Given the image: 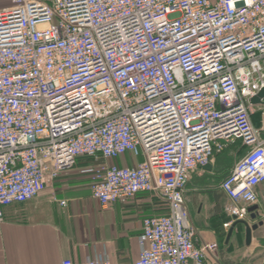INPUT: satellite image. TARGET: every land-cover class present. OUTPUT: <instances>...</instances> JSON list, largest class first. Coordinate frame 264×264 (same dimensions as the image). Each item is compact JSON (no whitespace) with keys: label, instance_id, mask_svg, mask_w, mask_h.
<instances>
[{"label":"built area","instance_id":"2783aa9c","mask_svg":"<svg viewBox=\"0 0 264 264\" xmlns=\"http://www.w3.org/2000/svg\"><path fill=\"white\" fill-rule=\"evenodd\" d=\"M263 87L264 0H12L0 9V222L84 157L102 206L151 193L169 207L144 218L134 264H220L184 191L240 141L223 226L249 220L264 184L250 99ZM127 153L144 159L115 163Z\"/></svg>","mask_w":264,"mask_h":264},{"label":"crops","instance_id":"0c3cea01","mask_svg":"<svg viewBox=\"0 0 264 264\" xmlns=\"http://www.w3.org/2000/svg\"><path fill=\"white\" fill-rule=\"evenodd\" d=\"M262 108L264 105H255L251 119L264 138V128L254 122ZM244 151L246 148L240 141L229 144L215 155L211 169L199 168L192 173L184 191L190 221L198 231V243H217L220 264H231L232 258V250L228 247L232 238L226 244L229 230L223 226L229 221L225 209L231 201L220 184L237 162L233 158H238ZM143 159L142 154L135 157L127 153L115 163L131 167ZM91 163L89 158H79L72 170L57 177L37 197L3 209L0 264H63L65 259L82 262L99 254L107 255L112 264H134L141 250L139 236L144 218L166 215L169 207L151 193H139L127 202L102 206L92 195L89 176L82 173V169ZM258 193V206L262 212L264 184ZM61 201L66 204L61 205ZM248 221L251 224L263 221V225L253 232L251 245L244 244L252 255L261 246L256 233L264 240V217L259 216L256 220L250 217ZM243 229V225H238L233 236L237 231L243 233Z\"/></svg>","mask_w":264,"mask_h":264},{"label":"rangeland","instance_id":"374dc122","mask_svg":"<svg viewBox=\"0 0 264 264\" xmlns=\"http://www.w3.org/2000/svg\"><path fill=\"white\" fill-rule=\"evenodd\" d=\"M12 0H0V9L11 6ZM264 111V108H262ZM258 114L257 118L254 119L256 124H259L261 127L264 128V120H262V112ZM242 153L238 158L234 157L233 160L234 162L238 161L240 158H242L245 155ZM234 164V163H233ZM244 232L242 233L241 231H237L236 235L232 237L231 243H230V248L232 250V254L230 255L232 258L231 264H264V240L260 239L259 235L260 233H256V240H259L261 243V246L256 248L251 255L247 248L244 246L245 244V229H243ZM223 234V233H222ZM258 234V235H257Z\"/></svg>","mask_w":264,"mask_h":264},{"label":"water","instance_id":"95a60500","mask_svg":"<svg viewBox=\"0 0 264 264\" xmlns=\"http://www.w3.org/2000/svg\"><path fill=\"white\" fill-rule=\"evenodd\" d=\"M250 103L252 105H264V87L258 92V94L256 96H254L253 98L250 99ZM204 168L205 169H211V164L207 165ZM258 209H259L258 205H254V206L250 207L249 211L251 212V215H250L251 219L256 220L259 217V213L256 212V211H258ZM238 225H243L245 227V244L247 246H250L252 243L253 232L256 231L259 226L263 225V221H258V222H255L253 224H251L249 221H246V220L234 222L228 231L226 241H225L226 244L232 238L234 231H235V228Z\"/></svg>","mask_w":264,"mask_h":264},{"label":"trees","instance_id":"16d2710c","mask_svg":"<svg viewBox=\"0 0 264 264\" xmlns=\"http://www.w3.org/2000/svg\"><path fill=\"white\" fill-rule=\"evenodd\" d=\"M228 247H230V243H229V246Z\"/></svg>","mask_w":264,"mask_h":264}]
</instances>
